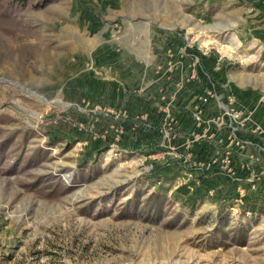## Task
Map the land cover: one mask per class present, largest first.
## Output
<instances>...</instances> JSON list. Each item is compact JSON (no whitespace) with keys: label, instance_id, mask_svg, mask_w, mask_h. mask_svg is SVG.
Masks as SVG:
<instances>
[{"label":"rangeland","instance_id":"obj_1","mask_svg":"<svg viewBox=\"0 0 264 264\" xmlns=\"http://www.w3.org/2000/svg\"><path fill=\"white\" fill-rule=\"evenodd\" d=\"M11 1L0 264H264V0Z\"/></svg>","mask_w":264,"mask_h":264},{"label":"trees","instance_id":"obj_2","mask_svg":"<svg viewBox=\"0 0 264 264\" xmlns=\"http://www.w3.org/2000/svg\"><path fill=\"white\" fill-rule=\"evenodd\" d=\"M16 3L25 6L26 0H12L11 1V7L14 6ZM161 206H162V203H159V206H157L158 208L156 209V212L158 213L159 216L162 214L161 213L162 212ZM239 238H240L239 240H234V245L245 246L246 242H247V238H248L246 231L241 232Z\"/></svg>","mask_w":264,"mask_h":264}]
</instances>
